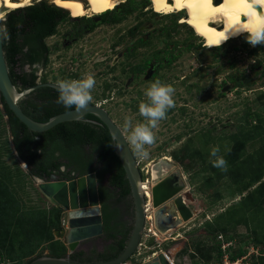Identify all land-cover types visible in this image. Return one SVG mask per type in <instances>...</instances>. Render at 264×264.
I'll list each match as a JSON object with an SVG mask.
<instances>
[{
	"label": "rangeland",
	"instance_id": "obj_1",
	"mask_svg": "<svg viewBox=\"0 0 264 264\" xmlns=\"http://www.w3.org/2000/svg\"><path fill=\"white\" fill-rule=\"evenodd\" d=\"M151 3L137 4L119 21L96 25L89 32L68 12L56 33L45 39L49 52L39 81L57 83L92 73L96 85L91 102L109 113L127 141L125 117L132 118L133 123L143 120L138 105L146 99L149 84L159 79L175 89V106L154 129L156 142L146 146L148 157L140 158L129 145L143 182L150 180L153 162L164 157L174 162L185 178L187 187L182 194L193 216L166 233L155 229L158 235L150 232L154 226L146 217L144 235L124 264H142L165 250L171 252L173 264H258L257 257L264 248V176L256 182L248 178L231 182L226 177L210 180L216 177L210 151L218 145L224 156L231 149L233 141L223 135L234 130L237 123H244L248 111L263 119L264 129V44L251 46L244 33L209 48L189 23L180 20L183 13L162 14ZM0 10L5 18L9 9L2 1ZM85 10L83 17L97 15L89 7ZM166 56L173 60L165 64ZM157 61L164 63L162 68L147 78ZM244 127L247 130L250 126ZM245 147L246 154L263 148L264 132ZM227 164L231 172L239 166L238 161ZM0 178L20 212L45 221L35 252L24 255L26 242L19 235L18 214L10 217L0 203V264H26L41 253L69 254L65 243L67 213L41 192L37 179L18 158L2 112ZM225 212H232L229 222ZM214 239L220 241V258L213 247ZM239 251L242 254L232 259Z\"/></svg>",
	"mask_w": 264,
	"mask_h": 264
},
{
	"label": "trees",
	"instance_id": "obj_2",
	"mask_svg": "<svg viewBox=\"0 0 264 264\" xmlns=\"http://www.w3.org/2000/svg\"><path fill=\"white\" fill-rule=\"evenodd\" d=\"M137 4L147 5L149 0H145L142 3H137L135 0H125L114 7V9L116 7L121 8L119 13L116 14L114 9L107 10L104 13H112L113 17L108 20L116 22L133 12ZM68 12L70 13L67 8L58 6L48 0H37L28 5L9 10L6 13L2 21L4 26L3 46L10 77L18 91L31 87L38 81H36L37 76L35 74L27 77L14 70V67L17 63L24 65L41 62L43 66L46 65L49 47L45 39L56 33L58 25L67 18ZM172 60L173 57L168 62ZM52 97L58 98L57 89L48 86L38 87L21 99L19 104L30 117L44 122L51 116L70 109L62 104L52 102ZM36 99H41L42 101L38 102ZM0 104H2L0 112L6 116L14 147L27 162L36 166L34 161L38 160L37 163L41 164V167H45L43 164L48 163L49 160L54 163V166L58 167L61 164L58 159L64 157L69 161L68 165H72L79 174L96 170L97 176L102 180L104 173H109L110 183L114 187L119 188L121 196L130 194L124 169L114 152L109 131L103 124L78 119L58 123L43 132H34L30 131L12 113L2 97H0ZM86 118L98 120L91 114L86 115ZM262 120L256 113L248 111L244 123H237L234 130L230 131L229 134L223 135V137L230 138L233 141L231 149L224 155V158L230 165H235L238 161L239 166L236 172H231L228 169L225 172L213 167L216 177H211L210 180L216 178V181H218L226 177L231 182H238L244 178L256 182L264 176V147L252 154H246L245 147L247 142L256 139L264 132ZM245 125L250 127L246 130ZM34 137H37V139ZM48 143L53 144L51 148H48ZM39 150L42 151L41 154ZM56 151H59V155L55 154ZM94 162L96 165H93ZM98 167H100L99 170H97ZM29 172L32 174L34 168L29 170ZM7 189L6 184L0 178V197L7 199L4 202L0 201V203L3 210L10 217L18 214L17 220L20 223L19 235L22 241L26 242L24 255H32L38 246V240L43 235L41 229L45 226L42 225V222L45 223V221L42 218H40L41 221L39 219L36 220L37 218L35 219L34 215L20 212L18 203L11 198L12 196L8 194ZM238 194L241 195L242 191ZM225 214L229 222L232 218V212H225ZM225 228H222V230ZM125 240L126 237L118 243V252L113 253L110 258L116 256L124 248ZM36 241L38 242L36 243ZM213 247L217 250V258H220L222 256L220 241L214 239ZM242 252L239 251L237 255H233L232 259L241 255ZM9 256L12 255L9 254ZM56 256L59 257L60 255ZM208 261H210L209 257L207 258ZM257 263L264 264V248L257 257Z\"/></svg>",
	"mask_w": 264,
	"mask_h": 264
},
{
	"label": "water",
	"instance_id": "obj_3",
	"mask_svg": "<svg viewBox=\"0 0 264 264\" xmlns=\"http://www.w3.org/2000/svg\"><path fill=\"white\" fill-rule=\"evenodd\" d=\"M4 17H0V97L3 98L12 113L30 130L46 131L58 123L81 119L85 114L94 115L98 120L89 119L93 123L103 124L109 131L113 149L117 155L129 184L133 201L134 220L129 238L123 250L114 258L97 262H79L68 257L48 254L37 256L26 264H124L135 253L144 235L147 210L150 208L145 191L142 188V177L137 161L121 128L111 119L109 113L101 106L90 103L85 109L74 108L51 116L41 122L33 119L21 108L19 101L33 89L48 86L57 89L52 82H38L35 85L18 91L11 80L9 67L3 46ZM25 165V163L22 161ZM150 183L152 185L151 205L153 226L159 233H166L176 228L183 221L192 218L193 213L185 203L182 192L186 189V181L178 167L169 158H161L150 165ZM42 193L54 204L62 207L67 213L68 232L65 243L69 251L77 244L102 230L101 208L97 190L95 172H88L69 180H38ZM172 201L171 205H168ZM170 252L165 250L151 257L142 264H173Z\"/></svg>",
	"mask_w": 264,
	"mask_h": 264
},
{
	"label": "flooded vegetation",
	"instance_id": "obj_4",
	"mask_svg": "<svg viewBox=\"0 0 264 264\" xmlns=\"http://www.w3.org/2000/svg\"><path fill=\"white\" fill-rule=\"evenodd\" d=\"M120 9L121 8L116 7L114 9V12L117 14L119 13ZM112 17H113L112 13H107V14L102 13L97 15H89L82 18L77 17L75 18V20L81 21L83 28H85L86 31L89 32L96 25H101L103 23L110 22L108 19H111ZM110 23H114V22H110ZM163 59L165 61V64L169 60L167 56ZM146 64L149 65L150 60H147ZM152 64L153 66L150 69L151 71L147 73V78L149 77L152 78L153 76H155L156 72L162 68L164 63L157 61ZM42 67L43 64L41 62H35L33 64H24V65H19V63H17V65L14 67V70H16L20 74L26 75L27 77H29L31 74H35L37 76L36 81L40 82L39 71L42 70ZM137 68L139 67H135V69ZM36 100L38 102L42 101L41 99H36ZM51 101L57 103V97H52ZM86 115L88 114H85L81 119L89 120V118H86ZM34 138L37 139V137ZM52 145L53 144L48 143V148H51ZM15 151L18 155V158H20V160H22L25 163V166L28 167V170L34 168V172L32 173V175L35 179H37V181L38 180L41 181L69 180L79 175H83L75 171L72 165L70 164L68 165L69 161L67 160V158L64 157L59 158L58 161L61 162V164L58 167L54 166V163H51L49 160L48 163L46 162L45 164H43L45 167H41V164L39 165V163H37L38 160L34 161L36 162L35 164L36 166H34L29 162H27L26 159L21 157L16 149ZM39 153L41 154L42 151L39 150ZM55 154L59 155V151H56ZM99 169L100 167H98L97 170ZM93 172H95L96 174L97 190H98V196H99V202L101 208L102 230L100 233L80 241L77 244V246L74 248V250L69 251L70 252L69 254H63L60 255L59 257L66 256L71 260L79 261V262H97V261L108 260L116 257L123 250L122 249L116 256L110 258V256H112L113 253H115L118 250V243H120V241L126 237L125 240V244H126L129 238L134 220L133 201L131 195L129 194L126 196H121L119 192V188L114 187L110 183L109 173H104V177L101 180L97 176V171L94 170ZM130 223L131 225H129ZM43 254L44 253H41L38 254L37 256H41Z\"/></svg>",
	"mask_w": 264,
	"mask_h": 264
},
{
	"label": "bare ground",
	"instance_id": "obj_5",
	"mask_svg": "<svg viewBox=\"0 0 264 264\" xmlns=\"http://www.w3.org/2000/svg\"><path fill=\"white\" fill-rule=\"evenodd\" d=\"M0 1H2L5 9L12 10L28 5L32 0H28L27 3L25 0ZM50 1L58 6L67 8L72 16L80 17L84 15L86 7H89L96 14H101L109 9H114L123 0ZM151 2V6L156 12L162 14H171L173 12H177V14H180V12L183 13L180 16V20L184 23H189L195 29L197 35L203 38L204 44L209 48L221 45L231 38H236L244 34H235L232 31L248 29L257 16L264 17V5L260 6V10L257 13L256 9L251 7L252 0H159V2L157 0H151ZM2 15V11L0 10V17ZM221 41L223 42L221 43ZM142 188L145 191V196L150 206L147 210L148 215L146 217L148 221L153 222V207L151 205L152 185L150 180L143 182ZM151 231L154 235H158L155 227L150 228ZM155 255L157 254L153 256ZM169 260L171 259L169 258Z\"/></svg>",
	"mask_w": 264,
	"mask_h": 264
},
{
	"label": "clouds",
	"instance_id": "obj_6",
	"mask_svg": "<svg viewBox=\"0 0 264 264\" xmlns=\"http://www.w3.org/2000/svg\"><path fill=\"white\" fill-rule=\"evenodd\" d=\"M261 5H264V0H252L251 7H254L257 13ZM232 33H247L246 40L253 47L264 44V17L257 16L248 29H237ZM199 39L203 40L200 37ZM95 85V77L90 72L85 73L79 79L59 80L57 81V103L66 108H74L76 111L85 109L93 99L92 90ZM144 95L146 99L138 105L139 115L143 117V120H137L135 123L130 117H125L124 120V128L129 130L128 143L135 154L142 159L149 155L146 146H151L156 142L154 129L158 128L159 123L167 118L168 111L175 106V89L171 84L156 79L149 84ZM210 156L213 157L211 161L213 167L227 171V161L220 154L218 145L211 148Z\"/></svg>",
	"mask_w": 264,
	"mask_h": 264
},
{
	"label": "snow or ice",
	"instance_id": "obj_7",
	"mask_svg": "<svg viewBox=\"0 0 264 264\" xmlns=\"http://www.w3.org/2000/svg\"><path fill=\"white\" fill-rule=\"evenodd\" d=\"M25 2L27 3V2H28V0H25ZM157 2H159V0H157Z\"/></svg>",
	"mask_w": 264,
	"mask_h": 264
},
{
	"label": "built area",
	"instance_id": "obj_8",
	"mask_svg": "<svg viewBox=\"0 0 264 264\" xmlns=\"http://www.w3.org/2000/svg\"><path fill=\"white\" fill-rule=\"evenodd\" d=\"M225 246V245H224ZM227 246V245H226Z\"/></svg>",
	"mask_w": 264,
	"mask_h": 264
}]
</instances>
